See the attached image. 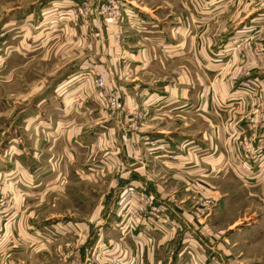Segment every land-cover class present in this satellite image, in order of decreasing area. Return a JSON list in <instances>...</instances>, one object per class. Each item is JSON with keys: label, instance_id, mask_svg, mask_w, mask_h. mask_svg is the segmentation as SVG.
Listing matches in <instances>:
<instances>
[{"label": "crops", "instance_id": "obj_1", "mask_svg": "<svg viewBox=\"0 0 264 264\" xmlns=\"http://www.w3.org/2000/svg\"><path fill=\"white\" fill-rule=\"evenodd\" d=\"M124 1L131 10L119 42L112 27L84 41L90 50L83 63L52 89L58 100L53 109L60 111L62 104L64 114L69 106L68 117L57 114L53 122L69 125L52 134V169L76 171L69 151L76 150L72 143L77 142L89 153L87 160H98L94 171L107 187H114L107 173L115 167L121 184L130 181L145 188L166 212L130 227L117 214L118 197L106 216L92 224L93 230L86 222L67 221L58 234H77L82 224L84 247L96 238L106 257L127 264H206L212 256L220 264H264V227L253 216L254 196L264 199V100L255 104L258 95L264 98V58L256 62L248 45L241 55L226 51L233 37L262 20L264 0ZM230 58L237 63L228 69L225 60ZM90 62L108 69L125 103L137 104L144 113L135 129L120 131L117 121L98 118L91 83L64 84ZM74 112L82 114L80 119ZM92 123L99 132H86ZM244 133L260 148L248 170L240 168L236 142ZM35 158L20 155L11 163L27 178L23 188L29 171L35 176L32 186L40 183L36 173L45 167ZM203 198L213 203L205 216L197 212V201ZM32 232L38 235L28 226L10 230V244L30 242ZM5 249L0 245V264H7L1 258Z\"/></svg>", "mask_w": 264, "mask_h": 264}, {"label": "rangeland", "instance_id": "obj_2", "mask_svg": "<svg viewBox=\"0 0 264 264\" xmlns=\"http://www.w3.org/2000/svg\"><path fill=\"white\" fill-rule=\"evenodd\" d=\"M118 10L121 12L120 18L116 14ZM130 10L124 0H0V245H6L1 258L7 264H115L112 262L115 257L104 258L106 256L102 255L103 244L100 240L96 241L95 238L94 242L84 247L85 230L82 224H79L81 229L77 230V234L67 231L58 234L57 230L66 228L67 221L86 222L87 229L93 230L92 224L106 216L113 204L111 201L119 197L121 203L123 190L133 183L121 184L120 173L112 167L107 176L114 187H107L105 180L101 182L98 179L99 172L94 171L98 160H87L89 153L85 146L80 147L77 142L72 143L76 150L69 151L76 158L73 162L76 171L63 174L52 169L53 155L49 149L52 134L57 135L58 130L62 132L69 125L64 120L60 124L53 123L57 114L63 117L67 115L69 106L64 114L62 104L60 111L53 109L58 107V100L52 89L67 78L70 70L83 63L85 51L90 50L89 44H84V41H90L97 33L112 27L115 29L114 40L119 42L122 25L129 21ZM261 13L262 20L257 25L254 24L247 33L233 37L227 46V53L239 51L241 55L245 45H248L256 62L264 58L256 55L257 45L262 43L264 46V10ZM194 63L200 72L206 74L203 64L196 59ZM236 63L231 58L225 60L228 69ZM101 76L109 91L118 93L124 107L122 110L110 113L106 109L99 88L95 85V80ZM76 81L92 84L97 93L99 119L104 120L105 117L117 121L120 131L137 127L144 113L138 111L137 104L125 103L121 92L113 85L108 69H100L96 63L90 62L79 70L75 80L65 81L64 84ZM263 100L258 95L255 104ZM73 114L78 119L82 115L78 112ZM94 123L86 132L100 131L98 124ZM244 134L236 140L239 162L244 160L243 153L253 155L260 150ZM113 138L115 143L116 133H113ZM38 153L41 155L38 156ZM20 155L33 159L37 157L40 165L45 167L36 173L40 181L38 187L32 186L35 176H31L30 171L27 173V188L20 186L27 178L11 166ZM108 188L109 196L106 199L104 195ZM254 198L253 216L258 215L259 226L264 227V199L258 195ZM160 205L165 215V205ZM212 208L213 203L203 216ZM117 214L121 217V208ZM120 221L129 224L123 218ZM25 226L36 230L38 235L32 232L33 237L28 238L30 242L23 245L16 238L18 241L11 245L9 231Z\"/></svg>", "mask_w": 264, "mask_h": 264}, {"label": "built area", "instance_id": "obj_3", "mask_svg": "<svg viewBox=\"0 0 264 264\" xmlns=\"http://www.w3.org/2000/svg\"><path fill=\"white\" fill-rule=\"evenodd\" d=\"M120 13L121 12H119V10L116 11L117 17L119 18L121 16ZM256 55L258 58L264 57V46L262 45V43H259L257 45ZM95 85L99 88L101 97H103L105 103V107L106 109L110 110V113H114L115 111L122 110L124 108L119 99L118 93L116 91H114L113 93L109 91L110 89L106 87L105 81L102 76L95 80ZM248 140L250 141L251 139L248 138ZM256 155L257 154L255 153H253V155L243 153L242 158L244 160L239 163L240 168L248 170L250 167V160L255 158ZM209 206L210 201L208 199H199L197 201V212H204L209 208ZM120 208L121 217L129 223L130 227L147 223L153 217H164V214H162L164 208L162 205L155 203L154 196L151 193L147 192L145 188L139 187L134 184L127 185L123 190ZM102 255L105 254L102 252ZM112 262H115V264H125V262L118 257H115ZM202 264H204V262ZM206 264H220V261L217 257L212 256L210 257L208 262H206Z\"/></svg>", "mask_w": 264, "mask_h": 264}]
</instances>
